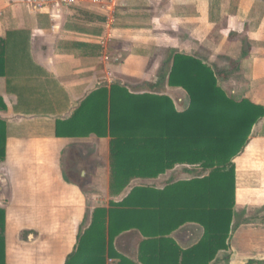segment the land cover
Masks as SVG:
<instances>
[{
  "label": "crops",
  "instance_id": "obj_1",
  "mask_svg": "<svg viewBox=\"0 0 264 264\" xmlns=\"http://www.w3.org/2000/svg\"><path fill=\"white\" fill-rule=\"evenodd\" d=\"M42 1L0 0V38L8 42L7 73L0 77L6 105L0 119L7 124L6 157L0 163L6 174L0 184L7 192L5 205L0 201L6 213L5 264H65L96 209L108 211L137 187L164 189L201 176L200 169L189 172L193 167L178 165L156 179H134L119 194L112 190V97L118 100L122 90L164 96L185 110V91L169 83L175 55L205 60L200 50L209 49L230 59L228 83L218 76L221 87L235 101L264 107V0H119L110 38L99 6L42 11L32 6ZM141 84L152 89H140ZM100 110L96 131L91 126ZM245 152L246 168L235 160V211L254 215L264 206V119ZM245 172L249 183L241 181ZM167 175L177 177L163 188L154 184ZM234 227L230 249L212 264L264 262V230L246 237ZM254 233L258 251L244 240ZM203 235L200 225L187 223L170 238L186 250ZM144 240L133 230L119 235L114 247L140 264ZM118 263L107 258V264Z\"/></svg>",
  "mask_w": 264,
  "mask_h": 264
},
{
  "label": "trees",
  "instance_id": "obj_2",
  "mask_svg": "<svg viewBox=\"0 0 264 264\" xmlns=\"http://www.w3.org/2000/svg\"><path fill=\"white\" fill-rule=\"evenodd\" d=\"M7 49L8 42L0 38V77L7 73ZM217 74L197 57L175 55L169 83L188 97L189 105L182 111L169 97L135 96L127 90L118 99L123 106L117 107L113 95L109 128L114 193H121L134 179H156L178 165L202 174L164 189L137 187L122 202L111 203L108 211L96 209L65 264H107V258L137 264L114 247L119 235L133 230L145 238L139 247L140 264H212L220 252L230 249L237 215L235 160L264 119V107L247 99L233 100ZM0 110H6L2 98ZM100 115L101 110L96 111L93 118L96 131ZM6 143L7 124L0 119V163L6 157ZM187 223L200 225L204 235L183 250L170 236ZM5 227L6 213L0 208V264L6 261Z\"/></svg>",
  "mask_w": 264,
  "mask_h": 264
},
{
  "label": "rangeland",
  "instance_id": "obj_3",
  "mask_svg": "<svg viewBox=\"0 0 264 264\" xmlns=\"http://www.w3.org/2000/svg\"><path fill=\"white\" fill-rule=\"evenodd\" d=\"M32 6L34 7V2L32 3ZM205 60H203L205 63H207L208 65L212 66V68L215 69V71L218 73V76H220V80L222 82H226L228 83V79L227 76L229 77V71L232 67V63L230 61V59L225 58V57H216V55L213 54V51H210L209 49H205V50H200L199 53ZM120 61V60H119ZM117 61V63L119 62ZM224 74H227L226 78L224 77ZM152 86H150L149 84H141L140 89L143 90H147L148 89H152ZM186 96V95H185ZM246 149L244 150V152L236 159L237 162L240 163L241 167L246 168ZM238 164V163H237ZM0 180L5 178V170H3L2 168H0ZM246 171V169L244 170ZM246 172L243 174L242 176V182L243 183H249L247 177L245 176ZM176 175L172 176L171 175H167L164 176L163 178L159 179V181L155 182V185L160 186L161 188L165 187L168 183L171 182V180L176 179ZM186 176L184 175H180L178 178L182 179L185 178ZM149 183V182H148ZM6 189L5 186L2 184H0V201H2L5 205V201H6ZM248 195H247V191L245 192V190L243 191V193L241 194V199L243 201H245L247 199ZM245 211H240L237 213L238 218H235L234 221V225H235V231H237V235L243 233L245 234V236L247 237L246 234H251L253 232L256 231H262L264 230V206L262 209H259L258 211H255L254 215H252V213L250 212H245ZM252 215L251 217L249 215ZM249 217V218H248ZM253 230V232H252ZM255 235V233H254ZM244 240L252 243V245L254 244L255 246V250L258 251L261 249V247H256L257 245H260V238L256 239V235L252 238L246 239L244 237ZM246 244V243H245ZM264 247V246H263Z\"/></svg>",
  "mask_w": 264,
  "mask_h": 264
},
{
  "label": "built area",
  "instance_id": "obj_4",
  "mask_svg": "<svg viewBox=\"0 0 264 264\" xmlns=\"http://www.w3.org/2000/svg\"><path fill=\"white\" fill-rule=\"evenodd\" d=\"M119 0H46L42 2H34V8L42 11L46 8H62V7H76L87 3H92L99 6L106 15L105 28L109 34L113 30L115 15L118 8Z\"/></svg>",
  "mask_w": 264,
  "mask_h": 264
}]
</instances>
